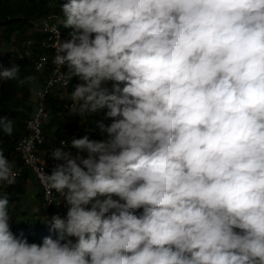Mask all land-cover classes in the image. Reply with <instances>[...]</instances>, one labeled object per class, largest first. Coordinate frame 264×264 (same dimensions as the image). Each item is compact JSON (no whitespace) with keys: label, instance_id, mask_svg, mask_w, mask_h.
<instances>
[{"label":"clouds","instance_id":"9594fccd","mask_svg":"<svg viewBox=\"0 0 264 264\" xmlns=\"http://www.w3.org/2000/svg\"><path fill=\"white\" fill-rule=\"evenodd\" d=\"M59 7L72 31L50 29L53 63L66 87L81 81L69 112L112 122L72 138L76 155L52 150L50 175L37 168L46 199L68 205L50 217L56 238L15 237L0 196V264H264V0ZM19 70L0 64V82ZM17 176L0 147V187Z\"/></svg>","mask_w":264,"mask_h":264},{"label":"trees","instance_id":"16d2710c","mask_svg":"<svg viewBox=\"0 0 264 264\" xmlns=\"http://www.w3.org/2000/svg\"><path fill=\"white\" fill-rule=\"evenodd\" d=\"M50 1L51 0H0V30L2 31L0 37L7 40L12 33L16 35L19 32L21 38L23 37L22 41L26 40V37L38 40L39 37L32 32H29L27 36V31L32 28V21L35 22L41 17L48 14H55L56 11L60 10V7L52 9ZM60 25L61 28L64 29L63 24L60 23ZM36 50L40 52L39 49ZM22 51V48L19 47V52L22 53ZM0 64H2L4 68H9L13 64L19 65L20 67L16 79L0 82V116L12 119L14 129L11 136L0 133V141H2L0 147L3 148L4 155L12 163L13 168H16L20 166V163L13 155V148L18 138L22 135L23 120L27 117L31 109L30 104L26 103L29 96V86L33 84L35 80L39 82L40 80L42 81V77L33 71L31 59H27L22 55L20 60L17 58L13 59L10 66L6 63V59L0 56ZM45 73L46 72L42 75L45 76ZM28 76L35 77L36 79L27 81L25 78ZM20 80H25L24 87L20 86ZM78 81H80L78 77H73V84ZM107 87L111 90L112 82H109ZM18 91H20L19 100L16 98ZM45 103L50 113L49 123L44 126L43 130L46 138L45 147H49L59 139H64L69 142L70 138L79 139L86 136L89 140H101L103 139V134L100 131L99 124L103 122L107 125L112 122L111 119H105L102 112L90 114L88 117H82L78 114L59 117L56 113L61 102L55 97H50L47 98ZM18 109H21V111L19 110L20 112H18L19 115H17ZM80 120L81 124L77 126L76 124ZM63 125L66 126L63 132L57 129L58 127L61 128ZM46 131H52L51 136L48 137ZM68 145L70 149L71 145L69 143ZM70 152L74 155L75 150L70 149ZM27 176V172L23 171L20 177L16 179L17 182L15 184L11 186L5 184L2 186L3 188L0 187V196H6L9 200V213L11 198H17L24 193L21 182L26 181ZM10 216L12 217L10 220V230L17 238L26 239L29 243L40 244L46 237L56 238L57 236V231L52 227L50 218L48 222L45 223H48L47 226L43 224L41 225L42 228H37L33 224L31 225L30 221L27 219L15 221V217L13 218L11 213Z\"/></svg>","mask_w":264,"mask_h":264},{"label":"built area","instance_id":"2783aa9c","mask_svg":"<svg viewBox=\"0 0 264 264\" xmlns=\"http://www.w3.org/2000/svg\"><path fill=\"white\" fill-rule=\"evenodd\" d=\"M60 23L54 14L39 18L34 22L32 29L27 31V36L29 32H32L39 37L38 40L26 37V40L22 41L20 45L23 50L21 55L31 59L32 69L42 77V81L31 96L30 112L23 120L22 135L13 148V155L20 163V166L13 168V170L18 173L17 178L20 177L23 171L27 172L28 178L36 184L41 209V216L36 218L41 224H45L51 216L56 214H59L62 218L66 216L68 205L55 192L46 199L45 188L38 178L37 168H41L45 174L50 175L56 165L61 163V161H57L50 156L52 150L61 147L64 151L70 152L69 145L65 147L60 144L61 141H66L64 139L57 140L49 147L44 146L46 138L43 130L50 120V113L45 102L47 98L55 97L61 102L56 115L61 117L72 114L69 112L72 104L70 96L75 90V86L81 83V81H78L73 84L72 78L66 87L64 80L59 78L61 72L67 70L66 66L61 70H57V66L53 63L55 53L53 45L57 39V34L50 30L52 26L57 27L62 42L71 38L69 33L72 30L61 28ZM36 49H39L40 52H37ZM44 72H46L45 76L42 75ZM49 199L51 203H49Z\"/></svg>","mask_w":264,"mask_h":264},{"label":"rangeland","instance_id":"374dc122","mask_svg":"<svg viewBox=\"0 0 264 264\" xmlns=\"http://www.w3.org/2000/svg\"><path fill=\"white\" fill-rule=\"evenodd\" d=\"M63 2H64V0H51L50 1L51 8L56 9ZM54 15H56L57 20L62 23L61 17H60V15H62V12L60 10H58V11H56V13ZM32 25H34V21H32ZM1 33H2V31L0 30V35H1ZM22 39H23V37L21 38V35L19 32L16 35H14V33H12L11 36L7 40H4L2 37H0V56H1V58L6 59V63L9 66L11 65L13 59L17 58L20 60V58H21V53L19 52V47L22 43L21 42ZM38 78H41V77H38ZM40 82H41V80H40ZM40 82L38 80H35L34 83L29 86V90H28L29 96H28V100L26 101L27 104H30L31 96L34 94V91ZM23 85H25V83L21 84L20 86H23ZM19 97H20V91H18L16 94L17 100H19ZM19 110L21 111V109H18L17 115H19L18 114V112H20ZM79 122L76 124L77 126H80L81 120ZM57 129H59L63 132L66 129V126L63 125L61 128L58 127ZM51 132L52 131H46L48 137L51 136V134H52ZM69 140L71 141L72 138H70ZM70 141H69V144H70ZM74 155H76V151H75ZM84 155H86V154H84ZM18 183H20V182H18ZM21 184H22V187L24 189V193L22 195L18 196L17 198L16 197L11 198L10 213L13 215V218L15 217L14 218L15 221L27 219L30 221L31 225L33 224L37 228H42L41 225H43V224H41L39 222V220L37 221V218H36V217L41 216L39 191L36 187V184L33 182L32 179L28 178V176H27L26 181L21 182ZM1 188H3V187H1ZM30 195L34 198V201H32V202H30V200H29ZM47 225H48V223L45 224L44 226H47ZM70 239H72L73 242H75V238H70Z\"/></svg>","mask_w":264,"mask_h":264},{"label":"crops","instance_id":"0c3cea01","mask_svg":"<svg viewBox=\"0 0 264 264\" xmlns=\"http://www.w3.org/2000/svg\"><path fill=\"white\" fill-rule=\"evenodd\" d=\"M29 200H30V202H32V201H34V198L30 195Z\"/></svg>","mask_w":264,"mask_h":264}]
</instances>
